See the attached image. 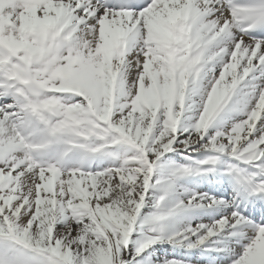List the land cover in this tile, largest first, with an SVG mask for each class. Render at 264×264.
<instances>
[{"label": "snow or ice", "instance_id": "1", "mask_svg": "<svg viewBox=\"0 0 264 264\" xmlns=\"http://www.w3.org/2000/svg\"><path fill=\"white\" fill-rule=\"evenodd\" d=\"M0 264H264V0H0Z\"/></svg>", "mask_w": 264, "mask_h": 264}]
</instances>
